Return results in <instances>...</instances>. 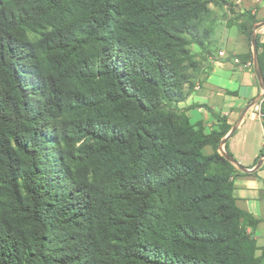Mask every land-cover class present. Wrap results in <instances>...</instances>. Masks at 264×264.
Instances as JSON below:
<instances>
[{
    "label": "trees",
    "instance_id": "1",
    "mask_svg": "<svg viewBox=\"0 0 264 264\" xmlns=\"http://www.w3.org/2000/svg\"><path fill=\"white\" fill-rule=\"evenodd\" d=\"M209 3L0 0V264H264L231 125L177 106Z\"/></svg>",
    "mask_w": 264,
    "mask_h": 264
},
{
    "label": "crops",
    "instance_id": "2",
    "mask_svg": "<svg viewBox=\"0 0 264 264\" xmlns=\"http://www.w3.org/2000/svg\"><path fill=\"white\" fill-rule=\"evenodd\" d=\"M232 1L257 20L253 31L262 45L260 53L264 48V0ZM230 38L223 54L204 62L202 77L185 86V98L177 106L186 112L191 123L202 122L207 132L217 126L220 117L231 125L230 129L238 121L236 128L222 138V147L239 171L233 178L238 206L259 220L252 231L259 247L256 255L260 256L264 249V128L261 100L252 101L263 93V88L253 59H240L236 41ZM211 152V147L204 148V153Z\"/></svg>",
    "mask_w": 264,
    "mask_h": 264
},
{
    "label": "rangeland",
    "instance_id": "3",
    "mask_svg": "<svg viewBox=\"0 0 264 264\" xmlns=\"http://www.w3.org/2000/svg\"><path fill=\"white\" fill-rule=\"evenodd\" d=\"M225 2V4L209 3L210 12L200 21V27L209 30L210 42L204 48L196 44L189 46L193 52L194 60L198 64V69L189 70L192 83L202 77L200 70L205 65L204 62L209 60V58H214L216 54L220 55V52L224 51L230 37L236 41V54L240 59H253L251 42L252 21L245 10L241 9L232 0H225ZM220 120L218 118L219 122ZM248 231H251L250 227H248Z\"/></svg>",
    "mask_w": 264,
    "mask_h": 264
},
{
    "label": "water",
    "instance_id": "4",
    "mask_svg": "<svg viewBox=\"0 0 264 264\" xmlns=\"http://www.w3.org/2000/svg\"><path fill=\"white\" fill-rule=\"evenodd\" d=\"M251 42H252L253 64H254L255 73H256L257 78H258V80H259V82H260V84L262 85V88H263V93L258 95L257 97H255L253 99V101H252L253 103H256V102H259L260 100H262L263 97H264V83H263V78H262L259 58H258V50H257V45H256V39H255L254 31H252ZM237 123H238V121L230 129L229 133H231L236 128ZM223 142H224V139H221L219 141L218 150L225 158H227L228 160H230L233 163L234 162L233 158L231 156H229V154H227L224 151L223 147H222ZM261 159H264V156Z\"/></svg>",
    "mask_w": 264,
    "mask_h": 264
}]
</instances>
